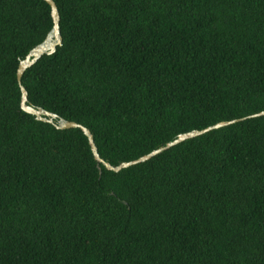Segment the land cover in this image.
<instances>
[{"label": "trees", "instance_id": "obj_1", "mask_svg": "<svg viewBox=\"0 0 264 264\" xmlns=\"http://www.w3.org/2000/svg\"><path fill=\"white\" fill-rule=\"evenodd\" d=\"M28 102L112 165L264 111V0H54ZM45 0H0V264H264V114L119 171L20 107Z\"/></svg>", "mask_w": 264, "mask_h": 264}, {"label": "water", "instance_id": "obj_2", "mask_svg": "<svg viewBox=\"0 0 264 264\" xmlns=\"http://www.w3.org/2000/svg\"><path fill=\"white\" fill-rule=\"evenodd\" d=\"M45 1L50 6V12H51V17H52V27L49 30V32L47 33V35L45 36V38L40 43L33 46L29 50V52L26 54V56L23 59H21L18 63L17 70H16V78H17V82H18L19 88H20V107L23 110H25L26 112L33 114L35 116V118L50 122L57 128L79 127L84 132V134L87 136L94 157L97 159V161L102 162L107 168L114 170V171H119L123 167H127L131 164H134V163H137L140 161H144V160L150 158L151 156L159 153L163 149L170 147L176 143H179V142H181V141H183L189 137H193V136L202 134V133H204L208 130H211L213 128H217V127L226 125L228 123L238 121V120L246 118L248 116H255V115L264 114V111L262 110L260 112H256V113H253V114H250L247 116L233 118L230 120L218 121V122H215L211 125H207L201 129H191L189 131L179 133L174 139L168 141L164 145L157 147L155 149H152L151 151H149V152H147V153H145V154H143V155H141L135 159L128 160V161H122L117 165L110 164L109 162L105 161L99 155V153L97 151V147L94 143L92 134H91L90 130L85 125H83L82 123H79L75 120L65 119V118L59 116L55 112H51L49 110H46V109L42 108L41 106H33L31 103L28 102L27 90L21 82V77H22L24 70L27 67H29L30 65H32L43 54H50V53L54 52L56 49V46L59 45L62 41V36L60 34V29H59L60 15H59L57 5H56L54 0H45Z\"/></svg>", "mask_w": 264, "mask_h": 264}]
</instances>
